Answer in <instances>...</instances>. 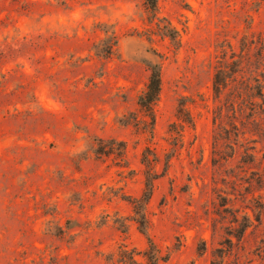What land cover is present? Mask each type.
<instances>
[{
  "label": "rangeland",
  "instance_id": "374dc122",
  "mask_svg": "<svg viewBox=\"0 0 264 264\" xmlns=\"http://www.w3.org/2000/svg\"><path fill=\"white\" fill-rule=\"evenodd\" d=\"M158 6L154 17L146 0H0V264H122L148 236L162 264H264V98L246 89L264 85V0ZM235 60L238 79L218 97L214 74ZM156 63L151 135L137 100ZM147 147L167 171L145 234L130 199Z\"/></svg>",
  "mask_w": 264,
  "mask_h": 264
},
{
  "label": "trees",
  "instance_id": "16d2710c",
  "mask_svg": "<svg viewBox=\"0 0 264 264\" xmlns=\"http://www.w3.org/2000/svg\"><path fill=\"white\" fill-rule=\"evenodd\" d=\"M146 7L149 9V11L152 13V15L155 17L158 13L159 6H158V0H146ZM164 30V33L168 36H170L173 40H175L178 37L179 31L178 29L172 25L170 21H168V24L163 25L160 27ZM116 45L115 41L111 44V48L107 49L108 53H112L113 46ZM234 56V55H233ZM239 60H235L231 62L229 65L225 67H220L214 74L213 78V89L218 97H220L231 85L232 82L236 81L238 79V72L241 70ZM256 84H247L246 89L248 88L252 93L250 96L252 98H264V85L261 83L260 79L258 77L253 78ZM161 90H162V74H161V66L159 63L150 65V76L149 81L147 83L146 89L139 95L137 104L140 108V111L144 113V119L138 120L136 118V123L143 122L145 124V129L151 133V135H154L155 133V125H156V111L155 106L157 102L160 100L161 96ZM243 93H240L238 95V98L241 99ZM249 104V105H248ZM248 104H246L251 112L248 114L249 116H254L255 114V101H251ZM231 106H235V100H232ZM243 105H245V100L241 101L239 103V110L241 111L243 109ZM258 105V104H257ZM261 107L264 105V99L262 104H260ZM264 111V108H262ZM178 118L183 121V123L188 124L192 127L195 125L194 118L190 112V110L185 106V103L183 101L180 102V108L178 109ZM148 117V119H147ZM125 123H128L127 121H124ZM181 128L184 125L178 124L177 122L172 123V130H174L178 136L174 137L173 144L175 146L178 145V143L182 140L181 137H183V129ZM233 128L237 130V125H233ZM227 131V130H226ZM228 132V131H227ZM233 132V135L235 137H239L240 133L237 131H231ZM231 132L227 133V138H230ZM237 139V138H235ZM254 148V147H253ZM97 153H106L104 149H96ZM246 160V159H245ZM161 162L159 154L151 149L150 147H147L142 156V163L145 165L144 170V189L140 196L131 197L130 201L133 205V210L135 213V220L139 224V228L145 233H148L149 228V219L147 215V207L150 202V199L153 195L154 188L156 181L161 178L167 171V166L160 170L158 168L159 164ZM168 165V161H167ZM257 219H260V216H257ZM237 221V218H236ZM244 223L242 224V234H244L245 230L252 225L251 217L248 214H245L243 216ZM148 242L149 245L145 248L143 252L136 253L135 250H128L123 249L121 250L119 261L122 264H162V262L167 261V255H164L162 253V250L160 247L152 240L150 236H148ZM143 255L144 260L140 261L137 259L136 254Z\"/></svg>",
  "mask_w": 264,
  "mask_h": 264
}]
</instances>
